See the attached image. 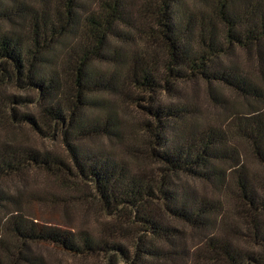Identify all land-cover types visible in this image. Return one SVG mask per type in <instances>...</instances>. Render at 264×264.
<instances>
[{"label":"trees","instance_id":"16d2710c","mask_svg":"<svg viewBox=\"0 0 264 264\" xmlns=\"http://www.w3.org/2000/svg\"><path fill=\"white\" fill-rule=\"evenodd\" d=\"M194 83L224 124L198 120ZM0 129V264H45L38 245L83 264H264V0H0ZM34 174L58 190L17 189ZM189 180L227 189L231 211ZM34 203L95 231L41 224Z\"/></svg>","mask_w":264,"mask_h":264},{"label":"rangeland","instance_id":"374dc122","mask_svg":"<svg viewBox=\"0 0 264 264\" xmlns=\"http://www.w3.org/2000/svg\"><path fill=\"white\" fill-rule=\"evenodd\" d=\"M240 61L243 62V59H240ZM227 62V61H226ZM194 86V88L192 87ZM185 91H182V95L186 96V98L189 101H192L193 104L196 105V109L198 112V120L201 121L204 124H212L215 126H221L220 124H224L226 121L225 112L222 110L218 105H215V103H210L209 98L205 95L204 88L202 85L197 84H188L185 85ZM9 90V89H8ZM226 98H228L229 102H232L236 100L234 98V95L230 93L229 91H224ZM29 92H23L20 95L28 96ZM182 95L179 97L176 95L174 98L169 100V97L165 100V102H177L182 99ZM102 98H106L109 101L114 100L113 97L102 95ZM29 109L31 111H34V106H30ZM22 110H26L23 109ZM244 111L240 112L243 113ZM3 129H0V136L3 135ZM17 138L24 139L23 141H29L31 140V144L34 147L42 148V146H46L48 149L56 150L58 149V145L56 143H50V142H43L42 140L36 138L33 133L26 128H21L17 134ZM57 146V147H56ZM87 146L90 148H100V149H108L111 152L116 153L117 155L121 156V153L123 151L120 147H118L115 144H110L108 141L104 139H96L91 143H87ZM240 151V157L241 162L246 167V169L252 173L255 174H262V168L260 164L254 159V157L251 156L245 145L241 142L237 144ZM190 188L192 189V192H196L197 194L205 195L206 197L210 199H220L223 203V206L226 208L228 212H230L231 207L233 206V202L231 201V197L229 193L226 191L227 189H215L214 187L206 186L204 184H201L197 181L189 180ZM17 189L27 193V192H45V191H56L58 190L55 186L51 184L49 180L44 178L42 175H30L29 178L26 180L25 183L16 185ZM5 188L8 191H17L14 190V186L7 184ZM229 191H231V187L229 188ZM26 214L28 216L33 217V219H36V221H39L41 224H48L52 226H58V225H66L70 224L73 226H80L82 224L89 225L92 227V231H95L96 227V221L93 218H88L85 222H83V219H81L78 212L70 208L68 211H66L65 214L62 211V207L57 206L53 208L44 207L42 204L34 203L26 208ZM67 215L69 219H67ZM264 221V217L261 219ZM234 242L237 246H239L241 249H252V251L259 255L260 251L256 247H252L251 244L247 243L243 239H234ZM192 244V243H191ZM190 244V245H191ZM34 250L36 253H38L45 264H83V262L77 260V259H70L69 257L63 255L60 251L57 249H54L52 247L47 246H40L34 247ZM86 264H89L86 262Z\"/></svg>","mask_w":264,"mask_h":264}]
</instances>
